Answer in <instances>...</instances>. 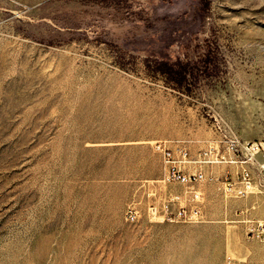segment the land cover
<instances>
[{
  "label": "rangeland",
  "instance_id": "obj_1",
  "mask_svg": "<svg viewBox=\"0 0 264 264\" xmlns=\"http://www.w3.org/2000/svg\"><path fill=\"white\" fill-rule=\"evenodd\" d=\"M234 138L264 144V0H0V264H264V194L147 217L186 190L158 143L223 180Z\"/></svg>",
  "mask_w": 264,
  "mask_h": 264
},
{
  "label": "built area",
  "instance_id": "obj_2",
  "mask_svg": "<svg viewBox=\"0 0 264 264\" xmlns=\"http://www.w3.org/2000/svg\"><path fill=\"white\" fill-rule=\"evenodd\" d=\"M156 151L162 156L165 179L172 185L186 188L183 194H170L162 203H153L147 209L149 221L156 223H201L203 215V195L195 190L196 185L206 182L218 184V190L231 199H246L253 194H264V144L258 142H243L238 138L230 140L227 148L229 163L239 165L236 178L225 177L223 180L209 176L202 169L193 167L196 164L210 163L218 153L206 151L199 156V160L192 159L188 149L178 145L172 149L168 142L156 145ZM247 224L248 234L260 242L264 247V220L250 219L243 212ZM126 220L131 224L140 221L142 214L137 205L132 203L126 210Z\"/></svg>",
  "mask_w": 264,
  "mask_h": 264
},
{
  "label": "trees",
  "instance_id": "obj_3",
  "mask_svg": "<svg viewBox=\"0 0 264 264\" xmlns=\"http://www.w3.org/2000/svg\"><path fill=\"white\" fill-rule=\"evenodd\" d=\"M170 71H171L170 67L168 65H166V64H163L161 66V69L157 70V72H159V73H161V74H163L165 76L169 75Z\"/></svg>",
  "mask_w": 264,
  "mask_h": 264
}]
</instances>
